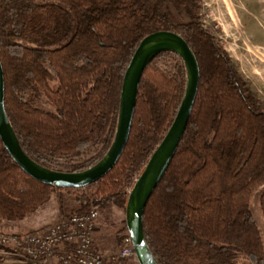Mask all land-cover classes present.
<instances>
[{
	"label": "trees",
	"instance_id": "trees-1",
	"mask_svg": "<svg viewBox=\"0 0 264 264\" xmlns=\"http://www.w3.org/2000/svg\"><path fill=\"white\" fill-rule=\"evenodd\" d=\"M200 2L0 0L5 108L33 160L60 171L85 170L112 144L124 74L140 41L162 29L179 33L196 54L200 81L182 140L145 207L147 242L160 264H264V239L251 209L258 190L264 219V101L201 21ZM185 85L182 58L158 54L143 72L120 159L85 187L35 179L0 137V230L33 215L52 196L61 206L77 204L74 213L95 208L106 215V227L115 226L111 213L125 212ZM116 226L110 246L95 235L100 251L118 248L129 234L124 219Z\"/></svg>",
	"mask_w": 264,
	"mask_h": 264
},
{
	"label": "water",
	"instance_id": "water-1",
	"mask_svg": "<svg viewBox=\"0 0 264 264\" xmlns=\"http://www.w3.org/2000/svg\"><path fill=\"white\" fill-rule=\"evenodd\" d=\"M172 51L183 60L186 85L183 98L164 138L152 153L129 191L125 222L138 264H160L153 254L143 228L146 204L169 167L185 133L200 81V67L194 50L177 32L158 30L145 36L125 71L114 139L105 155L81 171H60L33 160L22 148L5 108V79L0 60V137L15 162L30 176L57 187H85L105 176L118 162L128 142L137 104L139 84L145 68L160 53Z\"/></svg>",
	"mask_w": 264,
	"mask_h": 264
},
{
	"label": "rangeland",
	"instance_id": "rangeland-1",
	"mask_svg": "<svg viewBox=\"0 0 264 264\" xmlns=\"http://www.w3.org/2000/svg\"><path fill=\"white\" fill-rule=\"evenodd\" d=\"M198 13L205 27L219 38L242 75L264 101V0H201ZM159 64L164 65V60ZM52 85L56 86V82L53 81ZM50 109L52 110L53 107L50 106ZM76 209L77 204L67 201L64 206H61L57 197L52 196L50 201L33 215L11 228L2 229L22 233L38 232L56 222L63 215L74 213ZM251 209L264 239V219L259 206L258 190L251 198ZM110 218L120 226L123 224V219L125 220V212L115 208ZM106 219V215L99 212L95 235L105 237L106 245L110 246L109 241L118 226L106 227L104 223ZM121 246L122 240L118 248L104 252L117 251ZM135 261L137 259L129 261L128 264H135ZM0 264L29 263L10 253L7 247L0 246Z\"/></svg>",
	"mask_w": 264,
	"mask_h": 264
},
{
	"label": "built area",
	"instance_id": "built-area-1",
	"mask_svg": "<svg viewBox=\"0 0 264 264\" xmlns=\"http://www.w3.org/2000/svg\"><path fill=\"white\" fill-rule=\"evenodd\" d=\"M98 216V210L92 208L63 215L38 232L0 230V246L29 264H128L136 259L129 234L117 251L106 253L97 248Z\"/></svg>",
	"mask_w": 264,
	"mask_h": 264
}]
</instances>
